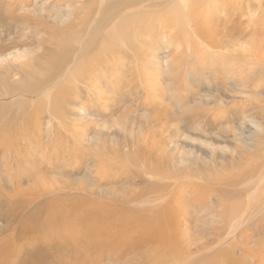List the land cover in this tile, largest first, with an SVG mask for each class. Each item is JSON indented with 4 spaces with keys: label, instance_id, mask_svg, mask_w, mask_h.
Returning <instances> with one entry per match:
<instances>
[{
    "label": "bare ground",
    "instance_id": "bare-ground-1",
    "mask_svg": "<svg viewBox=\"0 0 264 264\" xmlns=\"http://www.w3.org/2000/svg\"><path fill=\"white\" fill-rule=\"evenodd\" d=\"M0 2L4 6H0L1 38L11 32L15 25L27 36H23L25 42L22 45L17 40L0 45V53L12 47L29 46L28 40H31L30 46H33L23 52L20 50L21 55L9 63L8 68L0 67V118L9 111V115L15 117L24 115L29 103L35 105L33 99L43 94L49 106H52L53 97L55 99L62 94L64 100L61 105L53 108L54 113L58 111L60 114V117L54 118H58V122L53 123L51 119L47 127L50 135L59 126L68 132L72 131L70 138H74V146L78 150L81 145L84 146L81 143L86 140L89 131L87 125L81 126L68 119L64 101L69 103L66 99L72 98L75 91L83 93L85 101L91 104L102 103L103 118L115 114L124 105L123 102L121 105L115 103L109 110L110 105L103 100L107 89L117 98V94L126 88L127 98L136 102L124 109L122 120L114 123V127L122 129L119 135L122 142L113 140L118 137L117 133L109 141L110 138L101 129L107 127L106 122L102 127L96 124L98 131L95 139L99 144H93L96 161L94 173L99 187L109 183L119 184L126 172L132 175V182H136L132 186L133 190H129L130 193L123 196L111 194L114 197L111 201L103 199L100 193L98 198L95 196L92 199L85 194L74 195L71 189L67 192L64 187H56L53 182L46 184L48 181L39 184L35 180V184L32 182L34 185L24 188L23 184L33 181L32 177L41 171L32 166L30 168V161L23 163L27 151L24 152L25 149L21 147L28 145L25 140L27 131L23 126H28V121L32 119L37 128L39 119L27 115L22 124L14 127L8 124L9 121H0V180L2 176L5 179V183L0 181V200L12 195L22 197L30 190L31 203L45 194H56L62 198L63 204L60 205L64 215L69 219L75 215L76 220L73 224L70 222V227L60 229L56 235L51 233L38 237L59 249L64 256L60 264H100L106 258L121 261L130 255H134L130 264H264V109L259 98L264 96L260 93L264 86L262 61L247 55L244 59L240 58L236 50H230L224 41L198 38L197 33L201 31L197 19L207 18L210 14L206 13L203 17L195 13L199 9H196L192 0ZM50 6H53L54 11L49 9ZM249 10L248 6L241 12L247 25L252 24L251 19L260 17L261 12L259 8L253 12ZM235 12L231 10L229 14L236 16L238 13ZM196 14L198 18L195 21ZM72 28L79 30L77 35L70 33V30H74ZM57 32L70 33V37L76 39L66 52L59 49L53 55L49 53L46 46L48 42L43 36L50 34V38H53ZM179 34L184 37L179 38ZM54 46L50 45L52 48ZM163 48L167 50L164 64L168 72L179 71L182 62L190 64L188 58L193 57L194 67L204 69L215 65L219 72L226 74V82L232 87V75L235 74L242 85L238 88L235 86V93L226 91L222 94L219 87L215 89L218 92L215 95L214 90H209L206 97L214 99L215 109L214 106L209 108L211 103L208 100L205 102L202 98H196L194 107H197L191 109V116L183 117L178 122L187 124L185 129L192 126L194 131L185 132L184 140H181L178 132L173 134L182 127L168 120L172 126L166 133L170 135L165 141L149 143L152 123L160 121L161 117L148 116L146 123L144 120L137 121L132 116L135 111L133 108L140 109L142 104L147 111H154L152 105L157 99V87L155 76L149 71L156 68L155 62L159 66L155 56ZM244 52L246 54L247 50ZM37 70L43 74L38 75ZM66 90L69 92L63 93ZM142 91H145L144 99L139 102ZM176 91L174 96H178L180 90ZM84 98L79 96L82 104ZM183 101L179 97V103ZM198 103L203 106H198ZM92 107L90 110L98 108ZM228 113L232 117L227 118ZM209 117H212V122L207 120ZM129 121H137L142 128L146 126L145 131L141 130V137L128 139L125 127ZM108 141L112 145L109 146ZM121 143L127 150L118 149ZM168 147H171L172 154L167 152ZM231 149H234L236 157H229ZM121 154L125 156L126 162L136 157L140 169L129 170L127 164L118 170ZM153 157L155 163L148 164ZM68 164L72 165V162ZM146 176L150 181L145 179ZM53 200L55 203L58 201L55 198ZM33 214V217L29 215L28 220L38 218L41 215L40 209ZM47 225L52 226L53 222L48 219ZM1 245L0 257L5 253ZM237 252H241V255ZM9 255L12 257L11 252ZM64 258L67 260L62 263Z\"/></svg>",
    "mask_w": 264,
    "mask_h": 264
},
{
    "label": "rangeland",
    "instance_id": "rangeland-1",
    "mask_svg": "<svg viewBox=\"0 0 264 264\" xmlns=\"http://www.w3.org/2000/svg\"><path fill=\"white\" fill-rule=\"evenodd\" d=\"M85 1H86L85 3L91 2V0H89V1L85 0ZM192 1L194 2V5H196V9H199V11H197L195 13H199L203 17H205L206 13L210 14L207 18H203V19H202V17H201V19L200 18L197 19L198 14H196V17H194L195 21H196V19L198 20L197 21L198 28L201 31L198 33L196 32L198 34V38H205V39L207 38L208 40H212V41H213V39L224 41V43L227 45V47L230 50L231 49L236 50V55L240 56V58L244 59V57H246V55L252 56L253 58H256L259 61H262L264 63V25L262 24V23H264V13H263L264 12V0H215L212 2L210 0H201V1L192 0ZM202 2H203V4H202ZM209 2H211V4L209 6H206V4H208ZM217 2H219V3H217ZM197 3H199V4H197ZM0 6L4 7L2 5V2H0ZM32 6H34V4ZM248 6L250 7L249 11L253 12L255 9H258V8H259V11H261V12H259L260 17L251 19L252 20L251 25L249 23L247 25V21H246L245 17H242V14H241V12H243V10H245V8H247ZM52 7L53 6H50L49 9L53 10L54 8L52 9ZM56 7H58V6H56ZM197 7H199V8H197ZM240 8H241V10H240ZM224 9H226V10H224ZM230 9L235 10L236 11L235 14H237V13L238 14L236 16L229 14L231 12ZM225 11H228L227 12L228 14ZM216 12H218V13H216ZM225 16H228V18H226ZM236 17L239 19H237ZM228 20H229V22H228ZM233 21H235V22H233ZM229 23H231V24H229ZM257 25L259 26V28ZM18 28L19 27H17V25H15L13 30L11 32H8L7 34H5V36L3 38H1V35H0V45L8 43L11 40H13V41L17 40V42H20V44L22 45V43L25 42V37L27 38V36L23 34L22 29H18ZM61 28H63V27H61ZM255 28L258 29V31H256ZM72 29H74V30H70V33H72V35H75L76 33L78 34L79 30L77 28H72ZM245 32H246V34H245ZM0 33H1V28H0ZM27 33L29 34V32H27ZM70 33L64 34L61 32H57L53 36L54 39L50 38V36H51L50 34L49 35L45 34L43 36V38L48 42V44L47 45L45 44V45L49 48V50H50L49 53L56 55L58 53L59 49L61 50V52L62 51L66 52V50L68 48L73 46L74 40L76 39V37L73 36L71 38ZM155 33H158V32H155ZM173 33H175V31ZM176 33H177V31H176ZM160 34L162 35L163 33L161 32ZM23 36H25V37H23ZM19 37H20V39H19ZM182 37H184L183 34H179V38L182 39ZM27 43L29 46L25 45V46L20 47V48L12 47L8 51H6L4 53H0V67L1 68H3V67L8 68L9 63L14 62L16 60V58L21 55L20 54L21 51L23 52V51H26L27 48L29 49V48L33 47V46H30V44L32 43L31 40H28ZM241 44H243L244 46ZM50 45H52L54 47L52 48V47H50ZM34 46H37V45L35 44ZM63 48H64V50H63ZM220 50L218 49V51H220ZM225 50H227V49H225ZM244 50H247L246 54H244L245 53ZM181 51L182 50H180V52ZM166 52H167L166 48L159 50V52L155 56V59H156V61H158L159 66L155 62L156 68L155 69L153 68L152 71H149L151 75L155 76V84L157 87V89H156V98L157 99L155 101H153V105H152L154 111L153 112L147 111L142 104H141L140 109L136 110L135 107L133 108V109H135V111H133L132 116L136 117L137 121L144 120V123H146L147 122L146 119L148 118V116H149V118L150 117H156V118L161 117V119L163 118L162 120L160 119V121L157 120L154 123H152V126L149 130V132H150L149 133L150 134L149 135L150 136L149 143L159 142V140L165 141V139L170 135L169 133H166L167 129L171 128V126H172L171 124H175V122L177 123L178 127L181 126L182 129L180 128V130L174 131L173 134L178 132L179 135L181 136V140H184L183 134H185V132L194 133V131L192 129V126L188 127V129L186 128L188 130L187 131L185 129V126L187 124L183 123L182 121L181 122L183 124L182 123L178 124V122H180V120L183 119V117H187L189 115L191 116L192 112L191 113H189V112L191 111L192 108L196 109V107H197V106L194 107V102H195L196 98H202V99H204L205 102L208 100V102L211 103V107H209V108L212 109L214 106V109H215L216 103L214 102V99L209 100L206 97L207 94L209 93V90H211V91L214 90L215 95L218 93V92H215V89L216 88L219 89V87H220V89H222V90H220L222 92V94H224L226 91H228V93H235V90L240 85H242L241 80L239 81L237 78V74H235L236 76L232 75L233 80L231 81V83L234 86V87H232L230 84H228L229 82H226V81H228V79H227L228 77H226V74L219 72L217 70L218 67L215 66L214 64H213L214 66H206L204 69L194 67L195 59L193 57L188 58V59H190V61H189L190 64L186 63L185 61L182 62L183 64H182V66L180 65L179 71L168 72L166 70L167 68L165 67V64H164L165 63L164 56H165ZM220 52L223 53L224 50H222ZM183 57H184V55H183ZM192 67H194V68H192ZM46 68H48V67H46ZM37 71H39V70H37ZM168 73H170V74H168ZM41 74H43V73H40V71H39L38 75H41ZM217 76H219V77H217ZM235 86H237V88ZM177 87L180 89H178ZM212 87L213 88L215 87V88L213 89ZM124 89L126 90V88H124ZM176 89L180 90V91H178L179 92L178 96H174V94L177 92ZM123 90L121 93L117 94L118 99L115 97V95H113L112 91H110L108 89L105 91L106 92V94L104 96L105 99H103V100H106L108 102V105H110L109 110L112 109V107H113V105H115V103H118L121 105V103L123 102V104H124V105H122V108L119 111H117L115 114H112L111 116L107 115L109 118L108 117L103 118L104 113L102 112L103 107L101 108L102 103H101V105L99 103H92L91 104V102L85 101L83 93L80 94V93H77V91H75L76 94L72 95V98H69V100L66 99L67 101H69V103L71 101L72 104L71 103L69 104L68 102L64 101V106L66 107L65 109L66 110L68 109V114H67L68 119L71 120L73 123L79 124L81 126L82 125L88 126L89 132H87L88 133L87 138L85 141H83L81 143V144H84V146L81 145L79 148H77L78 150L75 149L74 140H73L74 138L73 137L70 138V134L72 133V131L68 132L63 128L61 129V127L59 126V129H58V127H57V129L55 128L56 130L54 129L55 130L54 133H52L51 135L49 134V128L47 127L48 121L53 119V123H57L58 118H56V119H54V118H55V116L60 117L59 112L56 111L54 113L53 108L56 105L57 106L61 105V102L64 100V98H63L64 96H62V94L60 96H57L55 99L53 97V102L51 104L52 106H49L47 100L44 97V94L41 96L39 95L37 98L33 99L34 102L36 103L35 105H33L32 103H29V106L26 108L27 110L24 114L25 116L23 114H20V116L15 117V116L9 115L10 111L8 113H6L5 115H3L0 118V121H5V120H6V122L9 121L8 124L10 123L11 127L17 126L18 124H22V122H24L25 117L27 115H29L30 118L36 116L39 119V123H38L37 128H35V126L33 125L32 119H31V121L30 120L28 121V123H27L28 126H26V127L23 126V128L25 129V132L27 131L26 132L27 137L25 140L28 143V145L24 144L23 147H21L22 150L25 149V150H23L24 152L27 151L26 152L27 156H26L25 160L23 161V163L30 161L29 162L30 168L34 167L36 169H39V171H41V172L37 173L38 176H36L37 175L36 174L34 177H32L33 181H30L28 183L29 185L27 184V182H25L23 184L24 188H26V187L28 188V187L34 185L35 180H37L39 182V184L40 183L45 184L46 181H48L46 184H49V182L50 183L53 182V183H55L56 187H59V188L64 187L67 192H70L69 190L71 189L72 194L78 193L77 195H79V196H80V194L81 195L85 194V196H87L91 199L94 198L95 196H96V198H98L97 197V196H99L98 193H100V194H102L101 196L103 197V199H106L107 201H111V198H114L113 196H111V194L123 196L125 193H130L129 190H131V189L133 190L134 184L136 182H132L133 181L132 177H130L132 175H129V173L126 172V174H124L125 175V176H123L124 179L119 184L114 185V183H109L107 186H102V187L101 186L99 187V184L95 181L96 177H95V173H94V169L96 167V161L94 158L93 144H99V141H97L95 139L96 138L95 137L96 132L98 131V127L96 126V124L99 123L100 127H102V124H104L106 122L107 127L101 128V129H102L103 133L107 134V136L110 138L109 141L111 140V138H113L112 135L114 133H117L118 137H114L113 140L118 139L120 142H122V140H120V138H119V135L122 134V132H121L122 129L120 130L118 127H114V125H115L114 123H116L119 120H122L121 119V118H123L122 112L124 111V109H126L128 106H133L136 103L131 98H129V97L127 98V95H125V93H127V92L125 90H124L125 92H123ZM66 92L68 93L69 91L66 90L63 93H66ZM143 93H145V91H142V93L139 95L141 98V99H139V102H142L144 99ZM260 93L264 95V86H263V89L260 90ZM157 94H159V96H158L159 98L157 97ZM56 95H58V93H56ZM79 96L84 98L83 104H82V101H80ZM179 97H182L184 99V101H183L184 103L183 102H182V104L179 103ZM259 98L261 99L260 102L263 105L262 108L264 109V96L259 97ZM115 99H116V101H115ZM123 99H125V100H123ZM153 99H155V98H153ZM58 100H59V102H58ZM185 103L187 104V106ZM30 104H32V105H30ZM90 105H91V107L93 106L92 108L98 107L100 111H98V108H96L97 110L96 109L90 110L91 109ZM198 106H203V105H200L198 103ZM186 108H189V110L186 111ZM37 110L39 112L36 115ZM79 110H81V111H79ZM85 111H86V113H85ZM227 115H228L227 118L232 117L230 113H228ZM211 118L212 117H209V119H207V120L212 122ZM75 119H76V121L74 122ZM168 120H169V122L171 120V122H170L171 124L168 122ZM172 120L174 122H172ZM96 121H98V122H96ZM137 121H135V122L129 121L127 123V125L125 127V131L127 129L126 133H127L128 139H130L132 137L135 138V136L141 137L142 136L141 130L145 131L146 126L144 128H142L140 123H138ZM87 122H89V123H87ZM85 123H87V124H85ZM67 128H68V130H72L73 126H72V129H70L69 127H67ZM164 129H166V130H164ZM37 130L39 131V133H37ZM161 131L162 132L164 131L163 134H161L162 133ZM32 132H36V133L33 134ZM129 133L130 134L133 133L132 134L133 136L130 135ZM60 134H61V137H60ZM140 134H141V136H140ZM173 134H171V135H173ZM53 141H54V143L52 145ZM109 141H108V144L110 146L112 144H110L111 142H109ZM55 142H58V143H55ZM122 144L123 143H121V145ZM27 146H28V148H27ZM57 146H59V147L57 148ZM46 149H48L49 152L45 151ZM118 149H126V148L124 147V145H122L121 147H118ZM141 149L143 150L144 146L141 147ZM148 149H149V147H148ZM167 150L166 151L169 154H172L171 147H168ZM43 151H45V152H43ZM122 151H125V150H122ZM63 152H65V153H63ZM59 153L61 154V156L59 155ZM90 153H93V154H90ZM46 154H48V155H46ZM232 154H233V156H232ZM71 155H73V156H71ZM228 155H229V157L230 156L236 157V154L234 153V149H231V151L228 153ZM120 157L122 160H120L118 162L119 163L117 165L118 170H120V168H122L121 167L122 165H127V164L129 165V167H128L129 170H134V171L137 170L138 171L140 169L138 164L136 163V160H135L136 157H132V160L129 162L125 161V156L123 154H121ZM70 159H71V161H70ZM75 159H77L76 161L78 163L75 161ZM152 160H150V162L148 164L155 163L156 159H154V157L152 158ZM113 161L116 162L115 160H113ZM67 162L68 163L72 162V165H69ZM48 163H50V164H48ZM75 163L77 165H75ZM39 166L41 169L38 168ZM50 166H52V167H50ZM53 169L55 170L54 172H53ZM60 170H62V171H60ZM69 172H70V174H69ZM42 176H45V177L42 178ZM143 178H144V176H143ZM145 179L150 181V179L147 176L145 177ZM0 181H2V183H5V179L3 176L1 177ZM32 182H34V184ZM142 186H145V188L147 187V185H142ZM1 188L4 189L5 187H1ZM6 190H9V188ZM31 191L32 190L26 192L25 196H22V197H15L12 195V197H10V198L4 197L1 199L2 201L0 200V244H2L1 246L3 247L4 252H5L0 257V264H60V262L62 261V258L64 257L62 255V253L59 251V249H57L55 246L51 247V245L48 244V241H46V243H45L44 240H41L38 237L41 236L42 234L50 235L51 233H53V235H56L55 233H59L60 229H66V228L70 227V226H68L70 224V222H71V224H73L74 221L76 220V218H74L75 215H73L71 217L72 219L71 218L69 219L64 215V213L61 210V205H60V204H63L62 200H61L62 198H58L59 196L56 194L55 195L50 194V193L45 194L44 196L40 197V199H37L31 203L30 202L31 201L30 197L32 194ZM53 198L58 199L57 203L54 202L55 200H53ZM42 202H44L45 205L46 204L47 205L44 206V203H42ZM38 205H40V206L38 207ZM38 209H40L41 215L38 216V218L34 219V221L28 220L29 215H31L33 217L34 216L33 213H36L38 211ZM48 219L51 220V222H53L52 226L47 225ZM58 220L59 221L61 220V221L59 222ZM58 222H59V225H57ZM123 222H124V220H123ZM130 232H132V231H130ZM10 252L12 253V257H10V255H9ZM237 254L241 255V252H237ZM3 256H6V257H3ZM125 259H123L121 261H115V260H107V258H106V260L100 264H130V262L133 261V259H134V255L133 256L130 255V256L126 257ZM66 260H67V258H64L62 263H65ZM8 262H10V263H8Z\"/></svg>",
    "mask_w": 264,
    "mask_h": 264
}]
</instances>
